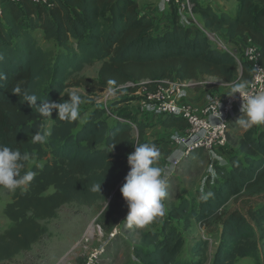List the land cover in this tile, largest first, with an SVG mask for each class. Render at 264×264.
<instances>
[{
	"label": "trees",
	"instance_id": "16d2710c",
	"mask_svg": "<svg viewBox=\"0 0 264 264\" xmlns=\"http://www.w3.org/2000/svg\"><path fill=\"white\" fill-rule=\"evenodd\" d=\"M192 2L193 14L204 28L240 50L246 43L253 44L264 66V0H235L231 13L217 12L208 2ZM178 17L175 13L172 25L160 30L154 15L139 10V0L4 3L0 13V74L6 79L0 80V144L27 151L31 159L25 171H34L36 177L27 189H17L3 208L11 225L0 232V263L28 251L43 236L41 222L53 219L64 205H104L100 226L111 231L123 215L120 188L130 170L127 156L142 143L156 145L160 158L164 154L159 139L146 138L148 123L136 116L126 120L136 130L117 119L108 123L109 117L100 106L86 119L79 114L69 122L59 120L53 111L50 136L45 143L33 144L32 135L44 133L46 118L20 95H14L13 89H28L41 100L64 102L74 85H88L99 92L108 88L109 80L119 86L161 80L195 83L202 77L231 88L236 83H249V62L242 61L239 67L204 33L184 26ZM94 64H100L95 81L73 83L85 67ZM196 87L195 83L192 89ZM158 124L171 131L187 126L175 116L160 118ZM236 146V152H223L227 166H214V177L197 193L196 201L182 199L169 213L184 227L190 221L205 228L220 223L211 259L207 256L208 241L192 247L196 259L181 257L183 238L171 221L165 220L159 230L140 234L141 245L134 247L138 264H238L258 255L260 242L254 229L264 224V201L248 206L244 213L228 211L226 206L242 198L264 197V126H253L238 135ZM95 184H100V192L91 190ZM207 192L213 195L202 201L200 196Z\"/></svg>",
	"mask_w": 264,
	"mask_h": 264
},
{
	"label": "rangeland",
	"instance_id": "374dc122",
	"mask_svg": "<svg viewBox=\"0 0 264 264\" xmlns=\"http://www.w3.org/2000/svg\"><path fill=\"white\" fill-rule=\"evenodd\" d=\"M209 1L217 12L226 11L231 13L236 4L235 0ZM140 2L151 7V10L161 5V0H140ZM179 12V8H171L169 11L171 19L175 13ZM194 16L198 20L197 16ZM178 18L182 23V15ZM159 29L162 30L161 28ZM37 36L41 39L39 34ZM40 42L41 45L51 46V44L43 41ZM234 47L237 48V46ZM99 67L100 64L85 67L74 78L73 83L80 79H86L89 82L95 81L98 77ZM211 82H214V80L202 77L195 82L197 87L194 90L209 87ZM143 83L120 86V94L108 102L104 112L109 117L108 123L111 122V119L118 120V117L126 121L128 116H136L137 119L150 125L146 130V138L159 139L161 141L165 152L157 166L164 169L167 176V197L164 200L166 215L156 218L144 228H129L126 221H124L128 208L123 200V215L118 218L111 231L105 232L100 226V214L104 205L97 204L91 207L80 206L75 203L64 205L58 210L53 219L41 222L44 233L40 240L34 243L28 251L19 254L11 261L0 264H138L134 254V247L141 245L140 234L159 230L160 223L165 220H170L173 227L176 228L181 238H183L184 246L180 248L181 257L183 255L185 260L196 259L191 253L192 247L197 242L208 241L207 256L211 259L217 244L220 223H214L213 226L205 228L194 221H190L189 226L184 227L181 220L171 219L169 213L172 207L176 206L182 199L196 201L197 193H201L206 182L214 177V166L227 165L226 155L222 153L223 149L213 150L212 152L197 151L196 155L184 156L177 166H173V162L179 158V154L183 150L182 147L174 146L169 141V134L176 129H172V131L164 129L158 124L159 118L151 116L139 117L131 110L135 107V101L144 94L142 92ZM68 91L82 97L83 103L79 106L81 119H86L87 115L96 110L98 106L102 107L99 102L104 91H94L90 86L84 84L74 85ZM190 91L189 93L191 94L193 90ZM230 91L231 87L227 86L220 89L211 88L207 92H211L215 98H224L227 97ZM240 117H236L228 128L229 143L231 145H233L239 133L246 131L236 124ZM50 126L51 119L46 118L44 133L49 132ZM228 150L227 148V152ZM13 193L0 188V232L11 225L3 215V208L10 202ZM263 201L264 197L242 198L227 204L226 209L228 211L238 210L244 213L248 206ZM254 232L260 242L259 253L256 257L240 260L238 264H264V224L259 229L255 228Z\"/></svg>",
	"mask_w": 264,
	"mask_h": 264
},
{
	"label": "clouds",
	"instance_id": "9594fccd",
	"mask_svg": "<svg viewBox=\"0 0 264 264\" xmlns=\"http://www.w3.org/2000/svg\"><path fill=\"white\" fill-rule=\"evenodd\" d=\"M0 61L3 56L0 55ZM6 77L0 74V80ZM106 89L110 97H115L121 92L115 80L107 81ZM246 82L236 83L227 96L234 97L239 94L242 100L240 106L241 117L236 124L248 130L253 126L264 125V93L250 94L246 90ZM14 95H20L24 103L31 108H36L41 116L50 118L53 111L61 121H74L79 116V106L83 103L80 95L72 93L67 101L51 102L40 97L28 89L19 87L13 89ZM39 101V104L37 103ZM220 113H217L218 119ZM222 124V123H221ZM50 133L37 132L32 135V143H45ZM115 144L111 145V151ZM160 150L154 144L142 143L135 146V150L127 156L130 168L120 188V194L125 201L128 211L125 217L129 228H144L156 218L166 215L164 200L167 197V176L165 170L157 166ZM31 157L27 151L0 144V188L9 192L17 189H27L35 179L34 171H25ZM93 192H100V184L93 185ZM213 193L207 192L200 196L202 201L209 199ZM107 205V204H106Z\"/></svg>",
	"mask_w": 264,
	"mask_h": 264
},
{
	"label": "built area",
	"instance_id": "2783aa9c",
	"mask_svg": "<svg viewBox=\"0 0 264 264\" xmlns=\"http://www.w3.org/2000/svg\"><path fill=\"white\" fill-rule=\"evenodd\" d=\"M17 1L0 0V13L4 3H16ZM31 1L35 3L46 2V0ZM193 5L192 0H161V5L157 8L154 16H170L171 8H179L180 12L177 15H182L181 19L184 26L204 33L215 48L232 57L239 67H241L242 61L249 62L252 76L245 90L250 94L264 93V66L260 63L258 48L251 43H246L240 50L216 33L204 28L193 14ZM129 84L132 85V83ZM194 84L180 80L144 82L142 84L144 85L142 91L144 94L135 101V107L131 109L139 117L151 116L160 119L175 116L186 122L187 126L184 130H173L168 136L172 145L183 148L179 158L173 162V166H177L180 160L192 151L212 152L226 148L228 146L229 125L236 117L241 116L242 100L239 94L224 98H215L210 95L207 97L206 105L200 109L190 105L187 99ZM103 91L99 103L105 110L113 97L108 95L106 89ZM218 112L221 114L219 119ZM118 121L126 122L133 130H136V126L129 121L123 119H118Z\"/></svg>",
	"mask_w": 264,
	"mask_h": 264
},
{
	"label": "crops",
	"instance_id": "0c3cea01",
	"mask_svg": "<svg viewBox=\"0 0 264 264\" xmlns=\"http://www.w3.org/2000/svg\"><path fill=\"white\" fill-rule=\"evenodd\" d=\"M199 2L201 3H205V2H208L210 3V1H203V0H199ZM212 5V4H211ZM236 5V4H235ZM213 7V6H212ZM235 8V7H234ZM139 10L143 13H150L152 15H154V12H156L157 10V7L153 10H151V7L149 6H146V4H141L140 0H139ZM154 11V12H153ZM157 18V22H158V27L161 28L162 30L165 29L167 26H171L172 23H173V20L171 19L170 16L168 15H165V16H155ZM218 35V34H217ZM212 79V78H211ZM214 82H211L209 83L210 86L209 87H203L199 90H193L191 89L192 93L190 94L189 93V96H188V103L190 105H192L193 107L197 108V109H200L202 107H204L206 105V102H207V97L212 95L211 92H207L208 89H211V88H218L220 89L221 87H224L225 85L222 84L220 81L216 80V79H213ZM190 91V92H191ZM213 96V95H212ZM245 132V131H244ZM243 132L239 133V135H241ZM237 138V136H236ZM236 138L234 140V143L233 145H231L229 143V135H228V146L226 148H228L230 151L233 150L234 152H236L237 150V146H236ZM230 144V145H229ZM226 148L223 149V152L224 150H227ZM164 152H165V148H164ZM222 152V153H223ZM227 166V165H226Z\"/></svg>",
	"mask_w": 264,
	"mask_h": 264
}]
</instances>
